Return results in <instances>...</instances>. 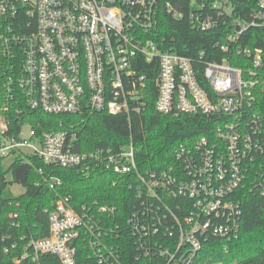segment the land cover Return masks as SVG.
<instances>
[{
  "label": "built area",
  "instance_id": "1",
  "mask_svg": "<svg viewBox=\"0 0 264 264\" xmlns=\"http://www.w3.org/2000/svg\"><path fill=\"white\" fill-rule=\"evenodd\" d=\"M245 2L253 0H0V198L13 162L30 157L49 169L107 174L131 194L125 212L56 199L45 210L47 235L10 240L0 264H237L226 256L244 199L264 198L261 52L239 46L264 27V0ZM166 18L212 33V61L203 62L204 50L181 54L164 34ZM150 101L161 115L206 118L213 134L178 146L165 169L142 172L131 139L79 154L76 135L38 132L27 117L82 123L106 113L130 122ZM44 183L61 185L52 176Z\"/></svg>",
  "mask_w": 264,
  "mask_h": 264
},
{
  "label": "trees",
  "instance_id": "2",
  "mask_svg": "<svg viewBox=\"0 0 264 264\" xmlns=\"http://www.w3.org/2000/svg\"><path fill=\"white\" fill-rule=\"evenodd\" d=\"M255 2H245L242 6L249 9ZM162 21L166 27L165 36L176 38L173 46L181 54L190 56L204 50L206 56L203 62L212 61L209 59L212 42L215 40L212 33L191 31L185 18L180 21L166 18ZM167 45L172 44L168 41ZM239 46L251 51L260 50V71L264 75V27L248 30L240 39ZM220 57L219 54L215 60L218 61ZM195 65L200 72L202 65ZM27 117L38 132H67L76 135L72 147L79 154L98 149L117 150L131 139L135 161L142 172L165 169L173 164L174 149L180 145H193L199 138L211 136L214 129L211 122L200 115L158 114L151 101L144 112L131 116L130 122L125 116L106 113L87 116L82 123H79V117L75 115L33 112L28 113ZM27 159H16L10 169L13 182L19 184L24 193L18 197L2 195L0 198V251L9 245L10 240H19L23 236H46L48 215L45 210L49 211L54 201L63 196H69L74 207L93 200L116 205L120 212H125L129 207L127 202L131 200V194L125 193L124 187L119 184L113 187L107 174H82L76 169H49L42 166L35 157ZM38 169L43 170V176L38 174ZM48 176L59 179L61 185L49 189L44 183V178ZM11 214L16 217L10 218ZM228 248V262L264 264V198L254 195L245 197L240 234L236 241L228 244Z\"/></svg>",
  "mask_w": 264,
  "mask_h": 264
},
{
  "label": "rangeland",
  "instance_id": "3",
  "mask_svg": "<svg viewBox=\"0 0 264 264\" xmlns=\"http://www.w3.org/2000/svg\"><path fill=\"white\" fill-rule=\"evenodd\" d=\"M12 162H13L12 159L5 160L2 163L3 170L5 171L9 166V164ZM5 178L7 182V187L3 192V196L10 195L12 197H18L24 193V189L19 184L13 182L10 172H6Z\"/></svg>",
  "mask_w": 264,
  "mask_h": 264
}]
</instances>
